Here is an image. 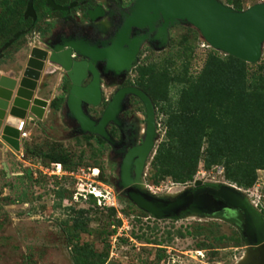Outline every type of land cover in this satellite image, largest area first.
Instances as JSON below:
<instances>
[{
	"label": "rangeland",
	"instance_id": "obj_1",
	"mask_svg": "<svg viewBox=\"0 0 264 264\" xmlns=\"http://www.w3.org/2000/svg\"><path fill=\"white\" fill-rule=\"evenodd\" d=\"M57 1L67 4L78 0ZM124 1L130 6L134 0ZM221 1L229 4V0ZM262 1L240 0L244 9ZM28 3L29 0H0V48L18 31L27 30L4 50L0 75L18 74L34 46H44L49 40L56 43L74 34L73 26H87L85 21H89L83 7L73 12V21L66 22L64 13L54 10L47 0H34L38 15L34 23L25 15ZM120 22L121 18L117 24ZM203 42L202 33L184 23L171 28L164 48L146 42L129 71L116 74L115 81H105L101 107L91 109L93 114L89 111L93 117L98 116L120 86L130 82L137 85L138 66L153 69L147 81H157L154 93H148L156 108L157 138L142 185L159 197L175 199L196 181L239 187L226 178V158L210 167L205 164L209 141L215 134L211 126L206 129L200 163L192 181L179 182L177 177L164 175L151 165L162 149L172 152L174 160L170 161L178 165L173 170L188 171V146L193 136L189 127L194 114L185 113L182 96L193 81L188 68L196 74L204 63L206 50H211L202 49ZM261 63L264 51L259 63L248 66L249 90L264 89ZM52 83L60 84L57 94L51 89ZM70 86L69 80L62 82L60 74L47 69L39 93L51 103L49 116L41 124L34 120L28 124V135L22 137L20 150L0 136V264H246L250 244L243 234L241 211L219 202L225 209L213 213L194 210L176 219H158L135 205L122 189L121 161L127 150L123 141L126 132L132 144L144 140L147 123L143 102L136 96L127 98L123 111L128 128L126 123L123 128L118 126L120 139L114 138L112 144L99 135L82 133L78 122L69 116L66 97ZM222 109L220 105L215 109L219 117L223 115ZM56 155L69 157L61 175L54 174ZM236 165H241L246 175H252L250 166L241 163L239 157L230 165L231 170L237 172ZM255 178L254 184L242 191L255 206L259 204L256 207L264 216V167L256 169ZM81 187H95L105 197L102 204L97 200L95 206L81 197ZM109 207H115L116 213Z\"/></svg>",
	"mask_w": 264,
	"mask_h": 264
},
{
	"label": "water",
	"instance_id": "obj_2",
	"mask_svg": "<svg viewBox=\"0 0 264 264\" xmlns=\"http://www.w3.org/2000/svg\"><path fill=\"white\" fill-rule=\"evenodd\" d=\"M47 4L54 10L67 12L75 7L74 3L64 6L55 0H47ZM25 15L36 23L34 0H29ZM87 15L90 19L87 25L92 24L103 15V10L90 8ZM181 23L196 27L205 41L218 51L252 64L262 59L264 2L238 10L221 0H134L121 12V22L101 46L72 36L56 43L49 40L44 46L31 49L18 74L0 75V136L20 150L21 122L31 119L40 123L48 117L51 103L38 96L37 91L43 74L51 66L61 68L71 82L66 97L68 114L78 122L82 133L99 135L112 144L115 141L108 125H120L119 115L125 109L127 98L136 96L145 106L147 125L143 142L127 151L121 165L120 185L129 199L158 219H176L194 210L212 212L215 206H210V202L215 205L222 202L224 206L239 210L250 244V258L246 264H264V216L237 186L196 181L175 199L156 196L143 188V173L157 138L156 108L145 90L135 85L118 89L98 119L88 110L89 106L102 103L101 73L97 67L100 61H106L105 70L121 75L135 65L146 42L164 48L170 40L171 28ZM26 33L27 30L18 31L0 48V60L5 56L4 50Z\"/></svg>",
	"mask_w": 264,
	"mask_h": 264
},
{
	"label": "trees",
	"instance_id": "obj_3",
	"mask_svg": "<svg viewBox=\"0 0 264 264\" xmlns=\"http://www.w3.org/2000/svg\"><path fill=\"white\" fill-rule=\"evenodd\" d=\"M56 2L63 5L57 0ZM229 4L238 10L244 9L240 0H229ZM263 64L260 65L261 69L264 68ZM249 65L251 64L240 58L213 48L207 52L203 68L198 73H191V67L188 68L193 81L190 87L183 91L182 96L185 113L194 114L189 127L193 136L188 146V171L183 168L173 170L178 165L170 161L174 160L172 152H164L162 149L154 156L152 166L164 175L177 177L179 182L192 181L200 163L206 129L211 126L215 134H212L207 148L206 166L210 167L226 158L227 179L237 182L238 186L244 189L254 184L256 169L264 167V89L259 91L247 88ZM137 70L140 75L137 85L149 94L154 93L153 85L157 84L156 79L147 81L148 76L153 75V69L141 65ZM217 105L223 108L222 117L216 114ZM238 157L241 163L250 166L252 175L243 173L241 165H236L237 172L231 170L230 165ZM53 158L64 166L69 162L67 155H56ZM88 201L98 206L97 198L93 194ZM108 210L116 213L115 207H109ZM119 222L122 223L121 220ZM159 258L162 259V255H159Z\"/></svg>",
	"mask_w": 264,
	"mask_h": 264
},
{
	"label": "flooded vegetation",
	"instance_id": "obj_4",
	"mask_svg": "<svg viewBox=\"0 0 264 264\" xmlns=\"http://www.w3.org/2000/svg\"><path fill=\"white\" fill-rule=\"evenodd\" d=\"M71 3H74L75 7L71 8V10L69 12L60 11L61 13H64V18H65L64 21H66V22L73 21V17H72L73 12L77 11L78 9H80L82 7L84 8L85 15L88 18H89V16L87 15L88 9L100 7L103 10V15L99 16V18L97 19L96 22H94L92 24H88L87 26H81V25H77V24L75 26H73L72 30H73L74 34L71 35L73 38H79V39H83L84 38L87 41H89L91 44H100V46H101V44H102V42L104 40L108 39L112 35V32H113L114 28L117 25V21L121 18V12L129 7V3H126L124 0H78V1H72V2L67 3V4H63V5L67 6V5H70ZM85 24H87L86 21H85ZM69 37H70V35H69ZM105 66H106V61H100L97 64V67H98V69H99V71L101 73L102 102L104 101V94H105L104 93V90H105L104 89V85H105V81L107 79L110 80V81L111 80L115 81V79H117L116 74L113 71L105 70L106 69ZM54 73H57V74L61 75L62 82H64L65 80H69L67 75H66V73L63 72L59 68L56 69L54 71ZM131 85L137 86L136 84L130 82L128 84L120 86V88L125 87V86H131ZM114 94L115 93H113V95ZM131 96H133V95H131ZM108 103H107V105H108ZM101 105H102V103L99 106H92L91 105V106H89V111L92 113L91 109L99 108V107H101ZM107 105L104 107V109H102V111L100 112V114L98 116H94V117L95 118H100L102 116L105 108L107 107ZM68 110L69 109H67V112H68ZM125 112L126 111H123L119 115L120 125L116 124V123H110L108 125V131H109L110 135L113 137V139L114 138L117 139V140L120 139V136H117V133L118 134L120 133V135H121L120 129L124 127L125 123H126V129L128 128L127 127V122H126V120L124 118V113ZM123 120H125V121H123ZM23 121H24V126H26L27 125V121L26 120H23ZM118 126H120L121 128L118 127ZM126 134H127L126 138L123 141V144H126V146H127L126 147L127 150L125 151V154L134 145H138V144H141L143 142V138H142L139 142H137L135 144H132L130 142V137L128 135V132H126ZM120 147H122V145H120ZM125 154H124V156H125ZM124 156L122 157L121 164L123 162ZM209 205L210 206H215V210L214 211L225 209V207L222 206L221 204H216L217 205L216 206L214 202H210ZM243 234H244V236L246 235V233H243Z\"/></svg>",
	"mask_w": 264,
	"mask_h": 264
},
{
	"label": "built area",
	"instance_id": "obj_5",
	"mask_svg": "<svg viewBox=\"0 0 264 264\" xmlns=\"http://www.w3.org/2000/svg\"><path fill=\"white\" fill-rule=\"evenodd\" d=\"M262 2H264V1H262ZM201 48L202 49H204V50H206V48L207 49H209V48H213L208 42H203L201 45ZM209 50H206V52H208ZM226 54V53H225ZM205 61V60H204ZM204 64V63H203ZM51 67H55V66H51ZM51 67H49L48 69L50 70V72L51 73H53L56 69L55 68H51ZM57 69H58V67H56ZM203 68V65H202V67H201V69ZM200 69V70H201ZM199 70V71H200ZM198 71V72H199ZM197 72V73H198ZM20 130H21V137H26L27 135H28V133L26 132V130H25V126H24V121H22L21 122V125H20ZM55 166H56V168H57V170L56 171H54V174H58V175H61V173H62V170H63V164L62 163H55ZM239 188V187H238ZM240 190H243V188H239ZM80 191L78 192V194L79 195H81V197H85V198H87V200L89 199V197H90V195L91 194H93L96 198H97V200L99 201V203H100V205L102 204V200L105 198L103 195H102V193L101 192H99V191H97V189L94 187V190L93 189H85L84 187H83V189H82V187L79 189ZM256 206L258 207L259 206V204L257 203L256 204Z\"/></svg>",
	"mask_w": 264,
	"mask_h": 264
},
{
	"label": "crops",
	"instance_id": "obj_6",
	"mask_svg": "<svg viewBox=\"0 0 264 264\" xmlns=\"http://www.w3.org/2000/svg\"><path fill=\"white\" fill-rule=\"evenodd\" d=\"M51 68H55V69H57L56 67H51ZM7 73H9V72H7ZM59 85H60L59 83H52V84H51V89H53V93H54V94H57V93H58V90H57V89H58ZM41 90H42V89L39 87V89H38V91H37V95L40 96V97H42V96L40 95V93H39V92H41ZM54 98H55V96H54ZM48 116H49V115H48ZM30 122H32L31 119L27 121V125L25 126V129H26V127L28 126V124H30Z\"/></svg>",
	"mask_w": 264,
	"mask_h": 264
},
{
	"label": "bare ground",
	"instance_id": "obj_7",
	"mask_svg": "<svg viewBox=\"0 0 264 264\" xmlns=\"http://www.w3.org/2000/svg\"><path fill=\"white\" fill-rule=\"evenodd\" d=\"M59 69H61V68H59ZM98 172H99V171H98V169H96V170H95V173H94V174H95V176H97V175H98ZM143 187H144V186H143ZM145 188H146V186H145Z\"/></svg>",
	"mask_w": 264,
	"mask_h": 264
}]
</instances>
